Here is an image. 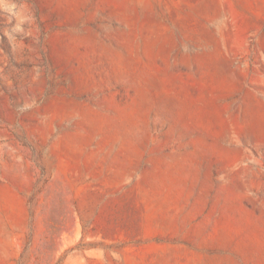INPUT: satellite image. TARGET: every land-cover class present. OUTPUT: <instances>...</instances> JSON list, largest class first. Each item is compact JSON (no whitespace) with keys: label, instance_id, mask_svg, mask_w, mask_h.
<instances>
[{"label":"rangeland","instance_id":"rangeland-1","mask_svg":"<svg viewBox=\"0 0 264 264\" xmlns=\"http://www.w3.org/2000/svg\"><path fill=\"white\" fill-rule=\"evenodd\" d=\"M0 264H264V0H0Z\"/></svg>","mask_w":264,"mask_h":264}]
</instances>
